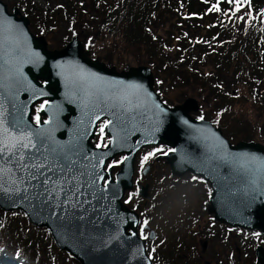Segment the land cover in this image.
Here are the masks:
<instances>
[{
  "label": "water",
  "instance_id": "1",
  "mask_svg": "<svg viewBox=\"0 0 264 264\" xmlns=\"http://www.w3.org/2000/svg\"><path fill=\"white\" fill-rule=\"evenodd\" d=\"M18 14L0 0V115L6 129L0 137L15 146V155L7 148L0 154L1 210L23 212L80 264H152L137 232L139 215L122 199L133 187L137 153L165 145L170 151L163 158L173 174L190 172L211 182L216 219L264 232V173L248 163L264 158L263 143L233 145L220 126L191 115L200 108L194 97L165 103L148 65L107 67L77 36L48 50ZM39 99H45L40 116L47 120L39 117L35 124L31 106ZM102 119L109 137L104 148L91 142ZM118 154L124 157L113 176L105 164ZM147 190L148 184L139 194L147 198Z\"/></svg>",
  "mask_w": 264,
  "mask_h": 264
},
{
  "label": "trees",
  "instance_id": "2",
  "mask_svg": "<svg viewBox=\"0 0 264 264\" xmlns=\"http://www.w3.org/2000/svg\"><path fill=\"white\" fill-rule=\"evenodd\" d=\"M43 1L45 7L13 4L44 36L64 25L92 57L118 70L131 61L148 65L165 102H172V88L192 87L206 103L196 116L220 126L230 141L264 143V0H240L239 10L236 0ZM0 249L33 251L41 264H70L54 257L60 249L49 231L19 210L0 209Z\"/></svg>",
  "mask_w": 264,
  "mask_h": 264
},
{
  "label": "flooded vegetation",
  "instance_id": "3",
  "mask_svg": "<svg viewBox=\"0 0 264 264\" xmlns=\"http://www.w3.org/2000/svg\"><path fill=\"white\" fill-rule=\"evenodd\" d=\"M7 9L9 12L17 9L18 16L23 15L14 4L11 10L7 5ZM33 33L44 37L48 50L62 48L68 41L63 46L51 47L50 37ZM103 62L107 67L112 66ZM38 82L43 83V80L38 78ZM44 102L45 99H39L31 106V118L35 124L39 123V117L43 122L47 120L44 115L40 116ZM194 117L198 118L196 115ZM104 123L105 119L97 123L94 137L91 139L94 146L101 148L109 142V137L102 134ZM236 142L232 141V144ZM144 149L137 153L134 162L131 191L137 195L129 196L127 193L123 201L139 215L137 232L145 241V249L152 264H264L263 231L216 219L211 209L213 186L210 181L190 172L183 175L173 174L170 165L163 158L170 151L168 146L157 145ZM123 156H115L106 162L105 168L112 166L113 176L118 171ZM146 156L148 158L145 160ZM184 175L189 178H183ZM148 176L153 177L157 187H160L158 190L156 188L157 193L151 191V183L144 182ZM147 184L148 197L144 198L139 194V189ZM198 192L204 198H198ZM170 193L174 197L169 199ZM143 206L149 208L143 209ZM148 210H152V213Z\"/></svg>",
  "mask_w": 264,
  "mask_h": 264
},
{
  "label": "rangeland",
  "instance_id": "4",
  "mask_svg": "<svg viewBox=\"0 0 264 264\" xmlns=\"http://www.w3.org/2000/svg\"><path fill=\"white\" fill-rule=\"evenodd\" d=\"M36 1V3H38L39 5H41L42 7H45L46 5H45V3H44V1L43 0H35ZM3 2H5L7 5H8V8L11 10L12 9V7H13V3H14V0H3ZM19 10L23 13V14H25L20 8H19ZM26 15V14H25ZM30 28H31V30L33 31V32H35V33H38V34H42L41 33V29H37V28H32V25H31V20H30ZM65 27H64V25H62V26H60L59 25V27H58V29L56 28V29H54L53 30V32L51 33V35L49 36L50 38H49V41H50V46L51 47H59V46H63L64 45V43L69 39V37H71V34H70V36L69 35H66V31H65ZM129 60H130V57H129ZM104 61V60H103ZM109 65H113V64H110V63H108ZM129 65H138L137 63H135L134 61H131L130 62V64ZM128 65V66H129ZM128 66H122L119 70H123V69H126V68H128ZM116 67V66H115ZM169 96H170V98L172 99V102H170L171 104H173V103H178V102H182L185 98H187L188 96H193V97H195L198 101H199V103L200 104H202V107L203 108H206V103L201 99V98H199L198 97V92L195 90V89H193L192 87H178V86H176V87H174V88H172L170 91H169ZM145 150V149H144ZM142 151V150H141ZM144 152V151H143ZM143 152H141V154L143 153ZM119 155H121V154H119ZM118 155V156H119ZM118 156H116V157H118ZM119 158V157H118ZM117 160V159H116ZM119 160V159H118ZM141 163V162H140ZM142 164V163H141ZM185 176V175H184ZM183 178H186V179H188L189 178V176L188 175H186L185 177H183ZM144 182H149V183H151V191H153L154 189H155V187H157V182H156V180H153V177H151V176H148L147 178L145 177V180H144ZM143 182V183H144ZM169 188H172V187H170V186H168ZM184 188H186V186H184ZM191 188V187H190ZM193 189H197L196 187H193ZM197 195L196 196H198V198H200L201 199V197H203V196H201L202 194L201 193H196ZM169 199L170 198H172V197H174V195L173 194H169ZM204 198V197H203ZM152 200V199H151ZM189 204H190V202H189ZM155 207V206H154ZM149 207L148 206H143V209H148ZM158 209H157V205H156V207H155V211H157ZM154 211V212H155ZM148 212H150V210H148ZM150 213H152V210H151V212ZM21 253V254H20ZM20 253H17V252H8V251H6L5 249H0V264H41L40 262H38L34 257V254H33V251H30V250H28V251H20ZM33 256H32V255ZM35 254H38V255H44V250H42V251H37V252H35ZM45 255H47L46 256V259H49V255L48 254H45ZM61 255H63L64 257H66L67 258V261L70 263V264H79V262L75 259V258H73V257H71V256H69L66 252H63V250L61 251H58L56 254H55V256L54 257H61ZM52 258V257H51ZM44 260V259H43Z\"/></svg>",
  "mask_w": 264,
  "mask_h": 264
},
{
  "label": "snow or ice",
  "instance_id": "5",
  "mask_svg": "<svg viewBox=\"0 0 264 264\" xmlns=\"http://www.w3.org/2000/svg\"><path fill=\"white\" fill-rule=\"evenodd\" d=\"M229 2L231 3L232 0H229ZM236 3H237V10H239V4H240V0H236ZM215 7V6H214ZM0 46H2V44H0ZM94 75V74H93ZM102 80V78H99ZM99 92L103 93L104 90L103 89H98ZM126 97H121V99H125ZM43 107V106H42ZM38 119V117H37ZM97 119H99V117H97ZM202 119V117H201ZM13 124V127H16L17 124L15 121H12L11 122ZM3 125H4V119L2 117V115H0V130H5L6 129H3ZM103 131V128L101 129ZM31 143V142H30ZM23 148H28L29 147V144H23L22 145ZM32 147H35V145H32ZM9 151V153L11 155H15V146H11L9 147L5 140L0 137V154H3L5 152V150ZM149 155H152L151 153H149ZM148 157L146 156L144 159L146 160ZM24 159V156L23 154H21L20 156V160H23ZM248 163H251V164H255V170L259 173H264V158H259V157H250L249 160H248ZM193 179H195V177H193Z\"/></svg>",
  "mask_w": 264,
  "mask_h": 264
}]
</instances>
